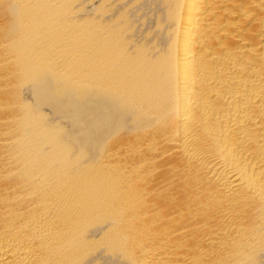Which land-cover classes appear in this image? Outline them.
Masks as SVG:
<instances>
[{
  "label": "bare ground",
  "instance_id": "bare-ground-1",
  "mask_svg": "<svg viewBox=\"0 0 264 264\" xmlns=\"http://www.w3.org/2000/svg\"><path fill=\"white\" fill-rule=\"evenodd\" d=\"M0 264H264V0H0Z\"/></svg>",
  "mask_w": 264,
  "mask_h": 264
}]
</instances>
